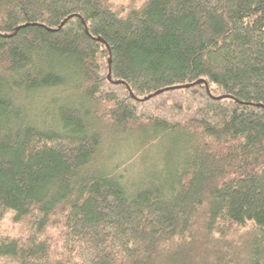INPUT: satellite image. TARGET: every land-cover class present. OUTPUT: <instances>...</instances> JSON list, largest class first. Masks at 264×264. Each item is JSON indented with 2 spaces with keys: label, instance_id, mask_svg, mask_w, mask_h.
Listing matches in <instances>:
<instances>
[{
  "label": "trees",
  "instance_id": "obj_1",
  "mask_svg": "<svg viewBox=\"0 0 264 264\" xmlns=\"http://www.w3.org/2000/svg\"><path fill=\"white\" fill-rule=\"evenodd\" d=\"M7 215L0 264H264V0H0Z\"/></svg>",
  "mask_w": 264,
  "mask_h": 264
},
{
  "label": "rangeland",
  "instance_id": "obj_2",
  "mask_svg": "<svg viewBox=\"0 0 264 264\" xmlns=\"http://www.w3.org/2000/svg\"><path fill=\"white\" fill-rule=\"evenodd\" d=\"M21 224L15 223L12 221L9 215H7L5 218L2 219L0 222V230L10 233V234H16L19 233L22 230V227L20 226Z\"/></svg>",
  "mask_w": 264,
  "mask_h": 264
},
{
  "label": "water",
  "instance_id": "obj_3",
  "mask_svg": "<svg viewBox=\"0 0 264 264\" xmlns=\"http://www.w3.org/2000/svg\"><path fill=\"white\" fill-rule=\"evenodd\" d=\"M109 76H110V74H109ZM202 80V79H201ZM157 92H160V91H157Z\"/></svg>",
  "mask_w": 264,
  "mask_h": 264
}]
</instances>
